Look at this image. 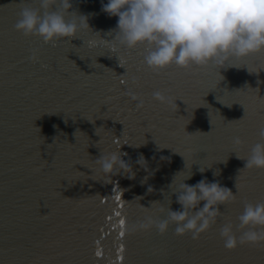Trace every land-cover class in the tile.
<instances>
[{
  "label": "water",
  "instance_id": "obj_1",
  "mask_svg": "<svg viewBox=\"0 0 264 264\" xmlns=\"http://www.w3.org/2000/svg\"><path fill=\"white\" fill-rule=\"evenodd\" d=\"M101 4L73 7L110 39L117 17ZM24 6L39 3L0 0V264H264V242L228 250L220 236L228 223L239 236L245 203L264 201V169L244 168L243 159L264 142V53L221 74L211 66L154 72L143 45L108 52L90 49L88 33L54 43L25 36L14 27ZM156 91L173 103L155 100ZM107 151H120L135 177L92 173ZM140 154L152 175L136 164ZM184 170L177 180L192 171L185 183L218 181L235 194L216 223L198 239L177 235L175 224L164 234L129 231L181 208L170 184Z\"/></svg>",
  "mask_w": 264,
  "mask_h": 264
},
{
  "label": "clouds",
  "instance_id": "obj_2",
  "mask_svg": "<svg viewBox=\"0 0 264 264\" xmlns=\"http://www.w3.org/2000/svg\"><path fill=\"white\" fill-rule=\"evenodd\" d=\"M73 2L38 0L39 7L21 8L14 27L25 36L39 37L44 43L71 40L81 33H88L90 49L104 48L108 52L131 51L143 45L146 51L144 63L154 72L172 65L183 69L211 66L220 72L222 68L237 67L236 61L264 53V0H102V11L117 17L116 26L106 33L110 39L102 38L99 31L94 32L89 24L91 14L79 12ZM153 98L160 103H173L160 91L154 92ZM259 135L264 140V128L260 129ZM241 143L239 137L234 138V147L238 148ZM122 155L120 151L101 152L95 159L97 167L92 173H98L103 179H111L117 174L134 178L136 173L132 163L122 159ZM167 159L160 157L161 161ZM243 159L246 160L244 168L264 169V142L252 146ZM136 164L148 171L149 176L153 174L143 154ZM204 169L200 167L201 172ZM184 172L186 170L177 172L170 184L171 193L176 194V202L181 208L174 211L167 207L164 218L149 215L130 225L129 231L154 228L164 234L170 224H175L177 235L191 233L193 239H198L216 223L219 205L234 201L235 194L218 181L201 179L192 185L185 183L192 171L177 180L178 174ZM148 191L152 192L153 188L149 186ZM166 198L170 200L168 194ZM237 219L236 227L241 230L239 236L231 223L220 229L226 249L264 242V201L245 203Z\"/></svg>",
  "mask_w": 264,
  "mask_h": 264
},
{
  "label": "snow or ice",
  "instance_id": "obj_3",
  "mask_svg": "<svg viewBox=\"0 0 264 264\" xmlns=\"http://www.w3.org/2000/svg\"><path fill=\"white\" fill-rule=\"evenodd\" d=\"M124 223H125L124 220H121V221H120V224H121V225H123ZM121 235H123V232L121 233Z\"/></svg>",
  "mask_w": 264,
  "mask_h": 264
}]
</instances>
